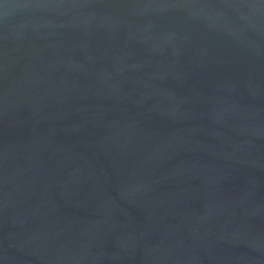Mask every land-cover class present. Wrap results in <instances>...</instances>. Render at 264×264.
I'll return each instance as SVG.
<instances>
[{
    "label": "water",
    "instance_id": "1",
    "mask_svg": "<svg viewBox=\"0 0 264 264\" xmlns=\"http://www.w3.org/2000/svg\"><path fill=\"white\" fill-rule=\"evenodd\" d=\"M0 264H264V0H0Z\"/></svg>",
    "mask_w": 264,
    "mask_h": 264
}]
</instances>
